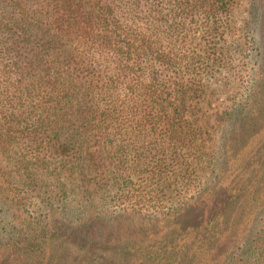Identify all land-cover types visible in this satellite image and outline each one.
I'll list each match as a JSON object with an SVG mask.
<instances>
[{
  "label": "trees",
  "instance_id": "obj_1",
  "mask_svg": "<svg viewBox=\"0 0 264 264\" xmlns=\"http://www.w3.org/2000/svg\"><path fill=\"white\" fill-rule=\"evenodd\" d=\"M234 4L0 0V201L8 203L11 187L44 188L52 195L37 206L55 212L57 204L64 215L15 216L20 228L7 231L0 264H79L106 252L119 258L112 264L264 263V0H251L246 22L257 35L251 87L224 114L241 132L228 165L242 164L245 174L231 181L218 213L200 223L180 218L207 201L206 189L188 201L198 139L184 117L224 63ZM116 165L124 177H112ZM138 165L172 195H145L131 181ZM91 168L102 175L96 186L110 182L121 211L104 212L87 185L84 202L70 199L76 175L85 180Z\"/></svg>",
  "mask_w": 264,
  "mask_h": 264
},
{
  "label": "rangeland",
  "instance_id": "obj_2",
  "mask_svg": "<svg viewBox=\"0 0 264 264\" xmlns=\"http://www.w3.org/2000/svg\"><path fill=\"white\" fill-rule=\"evenodd\" d=\"M251 0H235V4L231 10L227 26L225 28V43L224 52L225 60L224 63L217 66L213 72V75L204 82V92L200 99L188 103V107L185 112V119L190 123L192 131L195 133L198 139L197 150L195 151V159L192 161L194 172L185 175L188 183L193 184V189L188 194V201L192 202L199 192L206 189L208 195L205 204L196 203L195 205L188 208L187 211L180 214V218L186 222L200 223L204 220L208 214L213 212L218 213L220 211V205L230 193V183L233 179H239L244 176L242 175L243 167L239 164L237 167L228 165V158L232 147L235 143L241 139V132L235 127L231 129L229 124V117L225 116V112L231 110L234 103L244 97L251 87V80L254 77L255 63L254 61L258 58L256 55V43L255 36L256 32L253 26L246 27V22L250 20L249 7ZM116 132H114L115 135ZM113 134V133H112ZM114 137V136H113ZM116 148H121L124 143L116 140ZM142 147L140 146V149ZM140 149L138 150L140 152ZM18 147L15 148V151ZM124 159V156L121 157ZM128 158H131L128 156ZM133 157L130 159V163L133 161ZM243 160V158H242ZM244 161V160H243ZM11 166V164H9ZM116 171L112 172V177H124L122 173H119V169L114 166ZM144 166H134L135 176L131 181L137 184H143L141 188L145 195H153L158 198H165V196L172 195L169 190L158 181L146 177V170ZM10 169H13L10 167ZM14 173V172H12ZM76 187L75 193L70 195V199L76 198V202L85 201V193L82 187L87 185L90 191L93 192L95 205L102 204V210L113 215L118 211H121L118 206L113 202L115 191L109 187V181H101L99 186H96L97 176L102 178L98 172L87 171L85 180L81 176L76 175ZM96 177V179H94ZM145 178L146 180L142 179ZM190 177V179H187ZM52 177H48L44 180L45 183L51 182ZM68 180L63 179L64 184H67ZM122 180L121 182H123ZM44 182L43 185L45 184ZM46 189H51L49 185L45 186ZM137 185L135 186V188ZM13 195L9 196L7 204H1L0 201V250L5 249V240L7 231L14 230V226L19 223L17 217H28L32 220H42L49 222L52 217L60 219L64 217L61 208L56 204L54 207L55 212L48 207L42 208L39 204L40 197L48 198L49 194L42 188L39 192H33L24 189L21 185L17 187H11ZM181 191V190H180ZM138 193V192H134ZM183 193V192H181ZM15 195V199L12 197ZM54 195V194H53ZM67 200L68 197H67ZM78 206L80 204H77ZM85 206V205H84ZM169 203L164 202L163 212L164 215L169 212ZM20 209L21 211H19ZM207 212V213H206ZM17 216V217H15ZM179 216V215H178ZM260 218V217H259ZM220 220V219H219ZM260 219H258V222ZM162 222V221H160ZM221 222V221H220ZM219 222V225H220ZM20 228V225L17 226ZM170 229L169 227H167ZM245 241V237L241 235V241L236 243L233 255L240 252L241 245ZM183 243V242H181ZM67 243H62L61 247L64 250V246ZM69 245V243H68ZM60 245H54L52 252H57ZM71 254H81L74 245H69ZM169 250V249H168ZM254 251H257L255 249ZM256 253V252H255ZM65 256V255H63ZM61 256L62 259L66 258ZM251 258H259L258 256H252ZM119 259V258H118ZM118 259L110 257V253L106 252L102 255L95 256L92 259H82L79 264H112L114 261L117 263ZM109 260V262H108ZM66 262L68 260L66 259ZM64 264V263H57ZM67 264H70L68 262ZM251 264H264L263 261L255 260Z\"/></svg>",
  "mask_w": 264,
  "mask_h": 264
}]
</instances>
